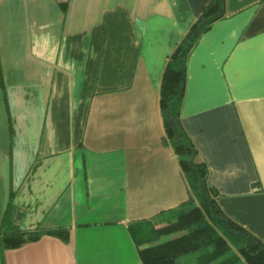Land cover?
Returning <instances> with one entry per match:
<instances>
[{"label": "crops", "instance_id": "obj_1", "mask_svg": "<svg viewBox=\"0 0 264 264\" xmlns=\"http://www.w3.org/2000/svg\"><path fill=\"white\" fill-rule=\"evenodd\" d=\"M209 0H0V264H141L133 229L189 198L164 141L168 55ZM180 121L223 211L264 242V0H225L191 49ZM139 224V225H138Z\"/></svg>", "mask_w": 264, "mask_h": 264}, {"label": "trees", "instance_id": "obj_2", "mask_svg": "<svg viewBox=\"0 0 264 264\" xmlns=\"http://www.w3.org/2000/svg\"><path fill=\"white\" fill-rule=\"evenodd\" d=\"M224 3L225 0H209L166 59L159 88L163 138L178 160L189 198L166 217L148 220L146 228L135 226L132 235L141 264H180L178 258L187 254H194V264H264V242L220 207L216 190L208 184L207 167L195 161L197 151L180 121L187 57L200 35L223 16ZM11 196L0 220L1 251L17 248L42 234L68 241L69 231L64 227L22 230ZM166 235L173 237L161 239Z\"/></svg>", "mask_w": 264, "mask_h": 264}, {"label": "rangeland", "instance_id": "obj_3", "mask_svg": "<svg viewBox=\"0 0 264 264\" xmlns=\"http://www.w3.org/2000/svg\"><path fill=\"white\" fill-rule=\"evenodd\" d=\"M173 235H169V236L166 235V236H163L161 239H168V238L173 237ZM178 261L180 264H194V254L182 255L178 258Z\"/></svg>", "mask_w": 264, "mask_h": 264}]
</instances>
